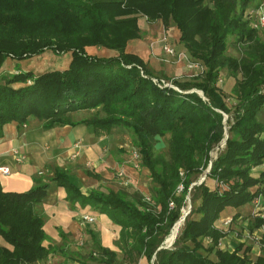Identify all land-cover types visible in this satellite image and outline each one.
<instances>
[{"label": "trees", "instance_id": "trees-1", "mask_svg": "<svg viewBox=\"0 0 264 264\" xmlns=\"http://www.w3.org/2000/svg\"><path fill=\"white\" fill-rule=\"evenodd\" d=\"M246 4L247 0H0V138L7 123L15 121L20 129L29 118L44 130L62 125H84L93 133L131 130L141 164L151 176L153 202L104 185L82 193L67 168L47 165L25 191H4L0 186V236L7 244L0 245V264H35L53 254L63 256L61 264H116L115 251L97 243L92 233L95 248L87 254L68 252L70 240L61 230L59 244L43 245L48 236L35 207L51 186L64 188L71 204L106 215L119 226V238L142 251L148 261L154 256L153 264H250L248 254L238 257V246L234 252L215 248L221 236L215 224L220 214L264 195V170L255 171L264 163V121L259 118L264 107V42L243 16ZM142 16L160 21L164 28L172 23L190 61L204 66L198 78L173 80L179 90L149 79L144 61L126 51L128 41L140 35ZM228 36L244 47L240 58L226 55ZM93 48L116 54L99 55ZM47 50L69 52L67 67L39 74L3 73L7 58L19 61ZM224 68L236 77L240 73L233 107L216 86ZM15 83L22 85L14 87ZM193 88L202 90L204 98L188 91ZM80 110L94 113L73 120L71 114ZM165 136L167 158L153 155ZM222 140L223 148L211 158L210 151ZM210 160L206 178L216 183L214 188L205 181L191 186ZM85 174L100 178L93 171ZM179 184L182 190L177 192ZM187 196L193 204L189 216L172 246L159 248ZM253 223L252 229L262 220ZM207 236L213 243L205 241ZM262 252L253 264H264Z\"/></svg>", "mask_w": 264, "mask_h": 264}, {"label": "rangeland", "instance_id": "rangeland-1", "mask_svg": "<svg viewBox=\"0 0 264 264\" xmlns=\"http://www.w3.org/2000/svg\"><path fill=\"white\" fill-rule=\"evenodd\" d=\"M260 4H264V0H247V4L245 7L244 17L249 18L250 12H253L256 7ZM153 23V24H152ZM140 25V35L136 39H131L128 41L126 46V51L131 52L138 55L141 59L142 57L145 58L149 55L150 50L152 47L157 43L159 47L163 50V45H168L170 48L173 49L174 54L170 55L166 52L165 54L169 55L171 58L158 56V62L160 66H163L165 70L166 67L169 65L175 66L173 71L170 73L165 72L162 69H159L158 72L153 71L150 66L144 61L145 68L148 71L149 77H155L158 80L163 79L167 81L173 80H184V79H194L198 78L200 74H202L204 70V66L201 62L198 61L199 67L196 68L194 71L190 70L187 65L186 67L190 70L189 75L180 76L179 70L177 71L179 58H183L184 66L187 63V60H190L185 52L182 51V46L179 44L178 41L175 40V37H170L171 31L176 30L172 23L164 28L163 24L157 21L149 22L145 19L144 16L140 17L139 19ZM257 32V36L260 41L264 42V25H258L255 28ZM176 32V31H175ZM176 41V42H175ZM243 46H239L235 43L233 36L227 37V48H226V55L240 58L242 56ZM100 50V48H97ZM111 51V49H107V51L98 52L99 55L104 56H115V53ZM152 51V50H151ZM97 53V52H96ZM184 54V56H183ZM185 58H188L187 60ZM70 60V53L64 54H54L52 51L47 50L42 54L32 56L28 59H24L23 62L33 67L32 72L39 74L44 71L55 70V69H65ZM58 62V63H57ZM24 64V65H25ZM185 67V68H186ZM176 68V72H175ZM187 70V69H186ZM3 73H5L3 69ZM1 74V73H0ZM147 74V73H146ZM238 77H240V73H238L237 77L229 72L228 69L224 68L219 71L218 80L216 86L224 92L226 95V102L229 107H233L235 104V98L232 94L235 84L237 82ZM174 84V83H173ZM18 87L17 84L14 85ZM178 88V87H177ZM194 90L197 94L204 98L203 92L200 89H190ZM84 111V112H83ZM78 113L74 114V119L82 120L88 119L92 116L94 111L92 110H80L77 111ZM98 115H102L103 113L98 110L96 111ZM73 118V114H71ZM224 120L227 118V114L223 113ZM259 118L264 121V107L259 112ZM92 132V131H90ZM93 133V132H92ZM86 135V133H84ZM96 137H102L100 141L101 155H88L87 157L82 154H78L73 156L70 159V163L66 164L67 168L72 176V179L76 182H82V180L78 179L75 174L78 175V172L82 175V177H90L98 182H118L120 184V190L125 191L128 194L139 193L143 196L144 200L148 203L153 205L152 200L150 198V188L152 186L151 176L149 175V170L141 164V155L138 151L137 146L135 145L134 135L131 130L121 129L116 130L115 132H105V131H97L93 133ZM92 134V135H93ZM167 137L159 138V141L155 148L152 149L153 155L156 154H164L166 156L167 152ZM82 155V156H81ZM80 156L82 159H80ZM136 156V157H135ZM210 166L204 168L197 177V181L200 182L205 181L206 185L214 188L215 182H212L209 178H206L208 170ZM128 169V171H127ZM85 171H93L100 175V178H96L95 176H88L85 174ZM83 172V173H82ZM204 177V178H203ZM203 178V179H202ZM129 182V183H128ZM177 192H179L177 190ZM250 204L252 205L250 207ZM193 206L192 201L190 200L189 196L185 199V205L181 208V215L183 212L185 213L184 217L186 218L189 216V212L191 207ZM152 210L158 211V207H151ZM239 208V213L241 214L240 217L235 216L233 214V221L225 228L222 227L220 230V237L216 241L215 248H218L217 242L221 241V249L226 250L228 252H234V247L238 246V257L240 259L245 258V254H248L246 257L249 258L250 264H253L254 259L261 254L262 250L264 249V232L260 233L258 236V240L254 241L251 238V234L254 229H257L260 225L264 226V197L261 200L260 205L255 209L252 202L247 203ZM247 209V210H246ZM37 211H41L40 207L36 208ZM246 210V212H245ZM244 213H241L243 212ZM88 214V213H87ZM91 214V213H90ZM92 215V214H91ZM180 215V216H181ZM196 216V215H194ZM221 216H219L220 218ZM180 217H178L179 219ZM185 218L182 219L177 233L174 239L171 242H168L167 238L171 233L173 226L177 223L174 222L171 228L169 229V233L163 238L159 248L165 247L169 248L172 246L176 236L180 232ZM260 218L262 223L259 226H254L252 229V225L254 224V220ZM178 219L176 221H178ZM219 219L215 222L216 225H219ZM115 234L111 230H109L108 239H105L106 242H109L111 250L115 251L116 253V264H153L154 256L148 261L144 256L143 252L131 248L128 243L123 241V239L119 238V236L114 237ZM74 241V240H73ZM99 241V238H98ZM100 242V241H99ZM207 246V244H205ZM95 248V244L91 242L89 236L86 238L81 237L79 240L72 242L70 248L67 250L68 252L71 251H79L81 254H87L90 250ZM248 251H247V250ZM245 253V254H244ZM263 253V252H262ZM60 256V254H57ZM209 257L213 260H216V257L213 253H209ZM62 257L60 258V261ZM56 263V262H55ZM54 264V263H53ZM70 264H82L76 261L70 262Z\"/></svg>", "mask_w": 264, "mask_h": 264}, {"label": "crops", "instance_id": "crops-1", "mask_svg": "<svg viewBox=\"0 0 264 264\" xmlns=\"http://www.w3.org/2000/svg\"><path fill=\"white\" fill-rule=\"evenodd\" d=\"M158 22L160 21H157V23ZM170 33V37H175V40L178 41V31L172 30ZM104 50L107 51V49L104 48H100V50L93 48L92 52L98 53ZM151 50L149 55L145 58L142 57V59L153 71L158 72L159 69L164 70L163 66L159 67L160 63L157 57H163L164 55H166L164 56L165 58L171 57L165 54L157 43ZM182 51L185 52L184 48H182ZM113 52L116 54L115 51ZM181 61H184V59L180 57L177 67V71L179 70L178 75L187 76L191 71L188 70L186 64L184 66V62L182 63ZM24 64L23 60L17 61L7 58L4 62V71L5 73H14L33 69V67L26 65L27 63ZM174 67L175 66L168 65L164 71L170 73L173 71ZM15 84H17L18 87L22 85L19 83ZM15 84H13V86ZM76 113L78 112L72 113L73 120H77L74 119V114ZM84 133H86V135ZM92 134L93 133L84 125H62L44 130L41 128L40 122L34 118H29L28 122L20 129L17 127L15 121L7 123L3 127V135L0 138V167H8L9 173L2 174L0 172L1 188L4 191H25L34 185L33 176L37 175L39 171L44 170L47 165L58 164L63 167H68L66 164H69L70 159L75 155L82 154L86 157L88 155H101L103 151L100 145L102 137L98 138ZM14 149L18 151V154L13 153ZM81 156L80 159H82ZM261 170H264V163L255 168V171ZM48 175H50V173ZM75 175L78 179L82 180V182L75 181L82 193H87L89 190L97 188L99 185L110 187L114 191L120 189V184L118 182H98L90 177H82L80 172H78V175ZM211 181L214 182L213 180ZM65 196L66 192L64 188L51 186L48 195L42 203L35 207H40L41 209L40 213H42L44 218L43 229L48 236V240L44 241L43 245L59 244L61 238L58 230H61L70 240L68 247L71 246L72 242L79 240L81 237L86 238L89 236L92 242L90 237V233H92L97 243L112 249L109 242H106L105 239L109 238V230L114 232V237L119 236V226L114 225L106 215L91 209L89 206L82 207L77 203L71 204L65 199ZM251 206L250 204V207ZM236 213L241 216L239 208L227 207L220 216L222 218ZM241 213H244V211ZM83 215H91L94 217V220L92 222L83 221ZM0 245H7L1 236ZM61 257L62 260L60 261ZM62 262L63 256L53 254L45 261L35 264H61Z\"/></svg>", "mask_w": 264, "mask_h": 264}, {"label": "built area", "instance_id": "built-area-1", "mask_svg": "<svg viewBox=\"0 0 264 264\" xmlns=\"http://www.w3.org/2000/svg\"><path fill=\"white\" fill-rule=\"evenodd\" d=\"M249 18H250V25L253 28H256L258 25H264V4H260L258 7H256V9L253 12H250ZM163 50H164V52H166V53H168L170 55L174 54L173 49L170 48L166 44L163 45ZM183 56H184V54H183ZM185 59L187 60L188 58H185ZM186 65L192 71H194L196 68L199 67V63L198 62L190 61V60H187ZM149 79L153 83L158 85V86L168 87V88H173V89L179 90L177 88V86H175L171 81H167V80H163V79L158 80L155 77H149ZM188 91L191 92V91H194V90H188ZM223 146H224V140H222L217 146H215L210 151V157L211 158H215L217 156V153L223 148ZM13 153L14 154H18V151L14 149ZM210 164H211V160L208 163V167L210 166ZM0 172L2 174H8L9 173V168L8 167H0ZM38 173L42 174L41 171H39ZM197 183H200V181L198 180L196 182H193L191 184V186L194 185V184H197ZM190 187H189V189H190ZM177 190L181 191L182 190V185L179 184L177 186ZM263 197H264V195L260 194L252 201V204L255 207V209L260 205L261 200H262ZM172 206H173V202H169V207H172ZM184 215H185V213H183V215L179 216L180 218L178 220L183 219ZM82 220L86 221V222H92L94 220V217L91 216V215H83L82 216ZM219 221H220L219 225H216V227L218 229L222 230V227L226 228L233 221V216L231 215V216H226V217H222V218L220 217ZM261 232H264V226L263 225H260L257 229H254L252 232H249L248 234H251V238L254 239V241H256V240H258V236H260ZM205 241L208 242V243H213V239L211 237H209V236L205 237ZM215 245H216V243H215ZM217 245H218V248L221 249V241H218Z\"/></svg>", "mask_w": 264, "mask_h": 264}, {"label": "bare ground", "instance_id": "bare-ground-1", "mask_svg": "<svg viewBox=\"0 0 264 264\" xmlns=\"http://www.w3.org/2000/svg\"><path fill=\"white\" fill-rule=\"evenodd\" d=\"M57 63H58V62H57ZM183 213H184V212H183ZM183 218H185V217H183ZM181 221H182V219L178 220L177 223L173 226V228H172V230H171V233H170V235H169L168 238H167L168 242H171V241L174 239V237H175V235H176V233H177V229H178V227H179ZM175 222H176V221H175Z\"/></svg>", "mask_w": 264, "mask_h": 264}]
</instances>
